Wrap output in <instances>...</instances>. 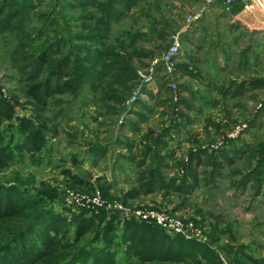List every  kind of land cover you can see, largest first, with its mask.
Instances as JSON below:
<instances>
[{"label": "trees", "instance_id": "1", "mask_svg": "<svg viewBox=\"0 0 264 264\" xmlns=\"http://www.w3.org/2000/svg\"><path fill=\"white\" fill-rule=\"evenodd\" d=\"M137 3L138 0L81 2V12L74 18L79 32H69V37L78 39V42H71L58 33L59 28L69 31L71 27L66 15L59 14L63 21L60 22L56 16L50 15L53 10L35 13L41 27L55 24L54 28H57L52 30V34L40 27L34 28L37 43L26 29L30 14L34 13V2L0 0V35L13 36L15 48L27 46L31 49L24 54L27 61L21 70L26 72L23 93L33 109L32 116L16 117L18 98L12 95L11 100H7L0 95V170L23 159L25 153L31 155L34 163L43 158L39 153L45 148L46 135L55 129L48 128L41 112L48 105L62 102L55 97L68 93L74 99L82 96L83 89L87 88L100 93L103 101L122 105L136 78L131 64L132 54L107 46L105 40L107 42L112 21L118 20ZM88 4L95 6L93 14L87 11ZM121 33L131 34L129 31ZM163 50L157 54L142 52V56L150 61ZM165 80L163 83L167 82L168 86L164 88L163 98L156 103L163 107L170 124L142 133L139 142H124L128 150L126 157L135 163L137 170L134 182L137 187L123 193L121 201L124 204H127V198L135 199L139 189L145 193L154 187L187 191L197 182V166L209 167L205 171L211 176L220 168L215 156L217 150L199 146L189 147L174 164L169 163L177 155L175 147L171 148L168 142L173 139L170 129L179 130V125L173 123L174 116L182 118V105L189 106L180 97L177 86L172 89L169 80ZM14 118L17 120L16 132H10L7 126L6 130L2 128ZM228 141L225 139V143ZM134 149L138 150L137 154L132 153ZM238 151L246 153L248 163L255 161L253 170L244 174L238 183L243 184L246 180L260 183L264 179V137L254 143H244L234 153ZM169 168L174 170V174L166 181L163 175ZM62 173L70 178L71 186H78L85 192L92 191L89 182L69 170ZM95 180L102 197L119 198L110 192L111 184L104 176ZM55 194V188L44 181L33 189L28 188L18 175L0 182V264H223L216 250L210 246L182 235L168 234L154 223L121 219L103 209L94 214L88 208L74 211L65 206L72 211L67 215L54 208ZM18 220H23V225L15 227L13 224ZM211 238L217 243L213 234ZM226 251L233 258L242 259L240 264H264V259L244 252L243 246L233 248L227 245Z\"/></svg>", "mask_w": 264, "mask_h": 264}, {"label": "rangeland", "instance_id": "2", "mask_svg": "<svg viewBox=\"0 0 264 264\" xmlns=\"http://www.w3.org/2000/svg\"><path fill=\"white\" fill-rule=\"evenodd\" d=\"M32 1L35 4L34 13L30 14L26 23V29L30 32L31 38H35L37 35L34 28L40 27L48 34H52L53 29H57L54 28L55 24L41 27L42 23L36 15L40 12L53 10L51 16H56L57 20L63 22L60 20L59 14H64L71 23L69 31L59 28L57 29L58 33L70 39L71 42L79 41L69 37V34L79 32L80 28L74 18L81 12V2L83 4L90 0ZM193 6L191 0H156V3H153V0H138V3L133 7L136 12L133 16L141 20L144 13L156 15V19L159 20L157 27L161 28L160 24L166 25L162 23L164 20L171 21L172 18H176L177 21H181L185 18L187 21L189 16L197 12V8L195 9ZM87 11L93 14L95 6L88 4ZM260 12L264 15V12ZM128 14L129 12L124 13L118 20L112 21L107 42L105 40L107 46H114L118 51L127 52L126 41H122L125 34L121 33V29L131 26L133 22L130 19L123 22L121 20L129 16ZM162 29L170 30L166 27ZM163 34L167 36L163 37V40L161 39L160 44L163 43L165 46L158 47L156 54L167 48L169 44L164 41L168 40L167 37L170 33ZM258 39L261 45H256L252 38L247 37L246 33H242L238 37L237 51L229 53L231 60L228 61L225 71L220 72L221 74L215 68L209 71L216 72L215 75L222 79L228 78L227 74H229L231 75L229 78L256 82L250 88L258 86L261 87L260 91L250 94L246 91L237 99L227 98L223 101L222 107H217L219 106L217 103L212 104L208 108V112H220L223 117L220 121L215 122L218 126L214 127L215 131L213 132L215 133L211 139H208V135L198 138L196 134L194 136L189 133L181 134L179 130L178 134H174L173 139H167L170 143L169 146L175 147L177 150L175 159L170 160L171 164H174L181 155L186 153L189 147L199 146L217 150L215 156L220 164L218 173L211 176L205 171L209 170V167L197 166V182L187 191L179 192L154 187L151 192L145 193L139 189V194L135 199H125L127 204L121 201L124 192L137 187V184L134 183L137 176L135 163L124 157L122 153L128 154V150L122 146L124 140L125 142L140 141V135L138 137L135 135L136 137L133 139H125L122 136L124 128L126 129V120L131 118L128 117L129 114L138 104L142 103L152 109L150 113L147 112L152 128L160 129L162 120L159 115L154 114L155 111H158L153 107L152 102L144 101L145 103H143L140 100L145 88L150 86H143L142 94L129 107L125 105V100L138 84L136 78L127 90L121 106L103 101L100 98V93L85 88L83 91L86 90L85 93L91 95V99H86L84 94L73 99L68 93L62 97H55L62 102L48 105L41 112V117L46 120L48 128L55 129V131H48L46 135L45 148L39 153L43 158L38 163H34L31 155L25 153L23 159H18L17 163L0 170V182L12 180L18 175L21 183L33 189L40 181H44L56 190L52 201L54 208L67 215L72 211L66 209L63 198L70 193L84 195L87 198L99 196L102 205L95 206L96 209L88 208L89 212L94 214L102 209L105 212L109 211L107 205L113 203H121L128 208H151L165 211L180 218L193 220L196 228L203 235L197 241L216 250L221 259L230 260L236 264L243 261L228 254L227 245L233 248L243 246L244 252L254 258L264 259V179L260 183L247 180L243 184L238 183L244 174L253 170L255 161L248 163L246 153H241V151L234 153L235 149L243 147L244 143H254L264 137V37ZM36 42L38 43V39ZM85 43L88 44L87 41ZM15 44L16 40L13 36L0 35V95L7 100H11L12 95L18 98L19 103L15 105L16 117L32 116V105L23 93L26 72L21 70L27 61L23 58L24 54H27L25 52H29L31 49L27 46L15 48ZM95 46L99 47V45ZM244 59L249 63H243ZM148 62L147 60L144 63ZM134 66L136 74L140 67H137L136 64ZM154 82L155 78L153 84ZM121 116L122 122L118 123ZM16 123L17 120L14 118L10 123L6 122L2 128L6 130L7 126L10 132H16ZM250 123L254 125V128L250 126ZM225 139L231 140L230 143L229 141L225 143ZM184 141L186 145L182 148L181 145ZM136 149L132 150V153L137 154L138 150ZM63 170H69L71 174L89 182L92 191L85 192L78 186H71V180L62 173ZM173 172L174 170H170V168L166 169L163 175L166 181L174 174ZM98 176H104L105 180L111 184L112 191L110 192L119 198L102 197L95 180ZM189 181L192 184V181ZM70 209L78 211L81 208L77 210L70 207ZM23 222V220H18L13 225L15 227L22 226ZM212 234L214 238H217V243L212 240ZM118 259L121 263V256Z\"/></svg>", "mask_w": 264, "mask_h": 264}, {"label": "crops", "instance_id": "3", "mask_svg": "<svg viewBox=\"0 0 264 264\" xmlns=\"http://www.w3.org/2000/svg\"><path fill=\"white\" fill-rule=\"evenodd\" d=\"M191 1H193V8H197V11L202 10L196 21L189 23L185 18L181 21L172 18V22L164 20L162 23L166 25L160 24L161 28L157 27L159 20L156 19V15L144 13L142 19L139 20L133 16L136 12L132 8L129 11V16L121 20L123 22L130 19L133 22L131 26L122 27V32H131L130 35H125L122 41H126L125 49L132 54L131 64L135 68L134 64L138 67L147 61L148 57L142 56V52L156 54L158 47L165 46L163 43L160 44L163 37L167 36L163 33H170L167 37L168 40L164 41L168 43L174 33L179 35L180 56L178 55L176 58L172 80L176 83L180 97L189 107L182 105V118L174 116L173 123L179 125L181 134L189 133L193 136L196 134L198 138L208 135V139H211L215 133L213 132L215 131L214 127L218 126L215 122L220 121L223 116L220 115V112L209 113L208 108L216 103L219 105L217 107H222L223 101L227 98L237 99L246 91L248 94L259 92L261 87L250 88L256 82L229 78L231 77L229 74H227L228 78L222 79L215 75L216 72L211 73L209 70L215 68L219 74L225 71L228 61L231 60L229 53L237 51L238 37L242 33H246L247 37L252 38L256 45H261L258 38L264 37V15L257 8L249 11L244 10V4L249 0H237L230 14L223 12L221 0H215L208 6L204 4V0ZM153 3H156V0H153ZM164 27L170 28V30H163ZM249 54L251 55V53ZM245 60L243 63L248 64L249 62ZM162 75V67L158 66L154 75V84L145 88L140 100L143 103H145L144 101L153 103V107L158 111H155L154 114L162 118L160 127H166L170 124L168 115L164 114L163 107L156 103L163 98L164 88L168 86L167 82L163 83L166 81V77ZM259 82L261 83V81ZM85 91L83 94L86 99H91L92 96H89ZM151 111L152 109L146 104H138L129 114L128 117L131 118H127L126 129L124 128L122 136L125 139H133L154 129L148 119ZM251 127L254 128V125ZM177 132L173 128L170 129L173 136ZM246 142L248 141L246 140ZM184 145H186L185 141L182 142V148ZM122 146L126 149L123 143ZM122 153L124 157L127 156L124 152ZM169 163L171 162L169 161Z\"/></svg>", "mask_w": 264, "mask_h": 264}, {"label": "built area", "instance_id": "4", "mask_svg": "<svg viewBox=\"0 0 264 264\" xmlns=\"http://www.w3.org/2000/svg\"><path fill=\"white\" fill-rule=\"evenodd\" d=\"M237 0H221L223 12L230 14L232 12V7ZM215 0H204L206 6L211 5ZM253 8L264 12V2L260 0H249L243 6V9L249 11ZM202 10H198L192 16L187 18V22L191 23L196 21L201 14ZM180 52V38L177 33L172 35L171 41L167 48L159 55L151 59L146 66L140 67L136 73V79L138 84L133 88L131 94L125 100V105L129 107L138 96L142 94L143 86H151L154 81V75L158 66L162 67L163 75L169 80V86L172 89L176 88V83L172 80V76L175 70L176 58ZM122 116L119 118L118 123L122 122ZM63 203L66 207H71L74 209L79 208H89L94 209L95 206L102 205L99 196L87 198L84 195L72 194L65 196L63 198ZM109 214H115L121 219H133L136 221L144 223H154L160 226L168 234H178L185 238H192L200 240L203 237L200 230L195 226L193 220H187L185 218H180L176 215L170 214L165 211H159L156 209H139V208H128L123 206L121 203H113L112 205H107ZM90 209V208H89ZM223 264H236L230 260L222 259Z\"/></svg>", "mask_w": 264, "mask_h": 264}, {"label": "bare ground", "instance_id": "5", "mask_svg": "<svg viewBox=\"0 0 264 264\" xmlns=\"http://www.w3.org/2000/svg\"><path fill=\"white\" fill-rule=\"evenodd\" d=\"M260 1H263L264 2V0H260Z\"/></svg>", "mask_w": 264, "mask_h": 264}]
</instances>
